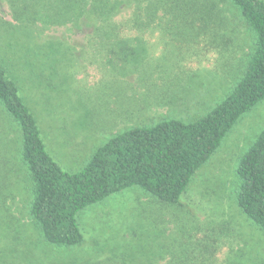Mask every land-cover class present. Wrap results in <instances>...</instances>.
Here are the masks:
<instances>
[{"label":"rangeland","instance_id":"obj_1","mask_svg":"<svg viewBox=\"0 0 264 264\" xmlns=\"http://www.w3.org/2000/svg\"><path fill=\"white\" fill-rule=\"evenodd\" d=\"M118 1L116 20L128 17L136 1L148 26L134 32L139 70L86 46L71 48L69 39H81L70 32L42 33L62 35L65 41L58 44L36 43L40 36L31 38L35 31L27 23L12 21L7 1L0 0V18L12 24L0 19V68L19 83L47 153L68 173L82 169L120 130L202 117L235 86L251 51L253 35L226 3H217L226 27L210 24L202 31L175 18V10L161 20L154 11L163 0ZM18 6L10 1V10ZM17 13L24 16L21 9ZM29 49L32 62L24 67ZM38 53L47 59L36 58ZM141 64L150 68L145 76ZM262 131L264 99L228 131L176 205L138 187L112 194L77 214L83 240L64 247L47 243L29 219L19 125L0 104V264H163V252L199 254L198 239L206 264H264V234L235 198L239 163Z\"/></svg>","mask_w":264,"mask_h":264},{"label":"trees","instance_id":"obj_2","mask_svg":"<svg viewBox=\"0 0 264 264\" xmlns=\"http://www.w3.org/2000/svg\"><path fill=\"white\" fill-rule=\"evenodd\" d=\"M6 1L12 21L25 26L27 23L35 33L40 32L31 34L33 39L40 36L35 39L38 44L65 41L62 35L49 38L42 33L53 32L54 36L60 31L70 32L71 36L81 39H69L68 45L73 49L86 46L93 53L103 52L109 62L124 63L134 70L140 65V61L134 63L138 54L133 43L134 32L148 26L143 15L137 12L136 1L132 13L119 20L115 18L122 4L118 0H15L22 6L13 11L10 1L14 0ZM217 3L232 6L241 24L253 35L243 72L225 99L191 121L164 118L152 125L120 130L97 148L85 166L75 173L63 171L47 153L19 83L8 70L0 68V104L20 130L18 160L26 168L30 184L29 219L47 243L64 247L79 245L83 235L76 221L77 214L132 187L142 189L162 204L176 205L194 173L216 151L228 131L264 99L263 0H170L171 11L167 0H163L153 11L161 13L162 20L169 14L172 18L175 10V18L185 20L192 29L205 31L210 24L221 29L226 23L218 14ZM18 9L24 16L18 15ZM38 44L32 43V46L39 49ZM30 53L29 49L24 67L32 62ZM43 55L38 53L36 58L47 59ZM53 56L50 52L48 58ZM143 65L140 68L145 76L150 68ZM236 174V203L264 234V131L241 159ZM196 245L199 254L184 252L183 256L171 257L170 253L163 252V264H206L202 258V239Z\"/></svg>","mask_w":264,"mask_h":264}]
</instances>
